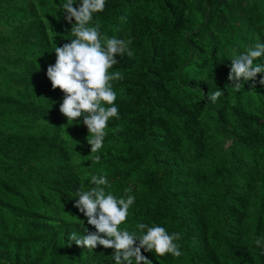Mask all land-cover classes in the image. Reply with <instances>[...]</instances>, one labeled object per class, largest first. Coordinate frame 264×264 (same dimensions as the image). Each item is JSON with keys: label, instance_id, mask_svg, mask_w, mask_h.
I'll return each instance as SVG.
<instances>
[{"label": "trees", "instance_id": "trees-1", "mask_svg": "<svg viewBox=\"0 0 264 264\" xmlns=\"http://www.w3.org/2000/svg\"><path fill=\"white\" fill-rule=\"evenodd\" d=\"M67 2L0 0V264H115L114 249L68 245L95 231L74 206L93 175L135 196L121 230L181 234L180 257L141 249L152 264H264V74L239 91L227 79L231 60L264 42V0H105L88 26L133 55L108 70L123 75L110 81L118 117L96 153L46 75L74 39Z\"/></svg>", "mask_w": 264, "mask_h": 264}, {"label": "clouds", "instance_id": "clouds-1", "mask_svg": "<svg viewBox=\"0 0 264 264\" xmlns=\"http://www.w3.org/2000/svg\"><path fill=\"white\" fill-rule=\"evenodd\" d=\"M74 3V0H68L60 6L66 13L65 20L72 25L70 32L74 39L55 47L56 60L47 67L46 75L52 88H58L65 94L59 106L60 113L73 122L83 117L88 134H92L87 139L90 153H96L103 146L104 130L109 119L118 117V108L114 105L116 92L110 81L121 80L123 75L119 71L110 75L108 70L118 63V55L127 54L131 57L133 52L128 48L130 41L115 36L103 38L98 27L88 26L93 13L104 10L105 0H80L78 7H73ZM262 56L264 42L258 40L247 52L233 58L227 77L231 87L239 91L245 82L254 81L257 74H264V64L254 63ZM259 83L264 84V76ZM222 95L224 91L216 87L207 95V99L214 103ZM94 158L96 161L100 159L99 156ZM107 184L106 177L93 175L90 185L94 186L75 193L77 198L74 206L83 213L87 224L93 226L95 231L84 227V235L73 232L68 237L69 246L74 241L78 247L90 250L97 245L114 249L111 256L115 264H133V260L136 264H152L141 249L160 256L166 253L174 257L182 255L179 244L175 242L181 239L180 233L169 234L164 227L145 223L138 224L136 232L121 230L119 225L127 219L135 196L117 198L110 192L106 193L103 186ZM127 191L130 192V189ZM262 240L264 238L256 239L258 247H264Z\"/></svg>", "mask_w": 264, "mask_h": 264}]
</instances>
